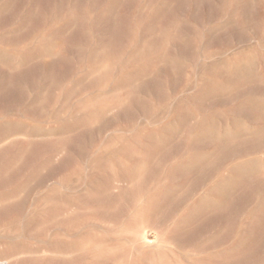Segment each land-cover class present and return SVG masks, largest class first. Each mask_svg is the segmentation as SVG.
Instances as JSON below:
<instances>
[{
    "label": "rangeland",
    "instance_id": "1",
    "mask_svg": "<svg viewBox=\"0 0 264 264\" xmlns=\"http://www.w3.org/2000/svg\"><path fill=\"white\" fill-rule=\"evenodd\" d=\"M0 264H264V0H0Z\"/></svg>",
    "mask_w": 264,
    "mask_h": 264
}]
</instances>
